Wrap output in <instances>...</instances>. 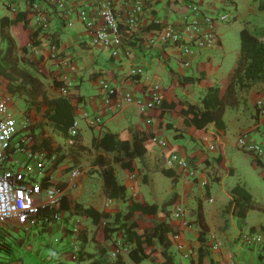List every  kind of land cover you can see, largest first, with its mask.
Returning a JSON list of instances; mask_svg holds the SVG:
<instances>
[{
    "label": "crops",
    "instance_id": "obj_1",
    "mask_svg": "<svg viewBox=\"0 0 264 264\" xmlns=\"http://www.w3.org/2000/svg\"><path fill=\"white\" fill-rule=\"evenodd\" d=\"M79 3L80 0H0V17L14 18L15 10L25 13L10 26L18 54H23L21 46L29 40L24 53L35 62L47 96L63 97L71 105L70 114L77 122L83 145L72 152L63 134L46 121L43 113L46 105H33L28 115L20 110L24 121L19 126L30 122L28 116H32V110L40 113L33 120L38 122L31 124L36 135L30 149L56 150L63 154L57 163L47 164L44 175L38 178L42 182L44 176L59 180L62 188L53 184L45 186L68 196L54 209V201L43 187L35 196L40 204V221L28 226L13 220L1 232L0 264H25L12 260L14 242L25 250L34 248L36 254L50 245L56 246L53 250L58 252V264H73L77 253L83 258L81 264L89 262L92 258L87 254L97 256L100 247L105 250L102 264H127L130 245L124 242L122 231H112L109 237L97 243L92 240L97 226L106 222L113 224L115 214L126 212L132 202L160 206L172 191L178 194V201L167 207V215L161 213L159 207L156 214L136 211L130 219L136 222L133 230L138 234L151 230L162 220L173 225L167 233V253L171 259L166 261L162 245L155 240L152 246L155 251L144 259L149 264H264V241L248 245L242 240V235L248 232L261 233L264 237V186L258 184L254 192L247 180L236 179L246 156L263 178L264 170L250 153L245 151V156L235 142L236 137L244 133L264 148V79L237 88L235 102L224 110L223 128L213 122L200 127L194 125L193 111L188 107V104L198 103L210 86L218 84L221 89L228 86L240 56V30L244 26L264 27V9H259L257 0H233L235 21L227 24L216 21L217 41L191 56H183L178 44L161 42L159 36L189 21L199 23V30L204 32L207 28L203 17L225 11L224 0H112L118 23L123 27L118 54L113 56L108 49L92 44L90 32L77 14ZM135 3L142 6V13L134 32H127L126 20ZM39 14L46 15L48 20L45 31L36 26ZM90 15L99 26L93 9ZM135 36L139 38L135 40ZM260 39L264 42V35ZM51 45L56 47L55 60L50 57ZM3 46L0 39V49ZM58 60L66 64H58ZM131 68L135 72L130 74ZM100 79H106L117 89L107 103L103 100ZM152 83L160 86L162 105L141 113L134 100L146 99L147 87ZM65 86L67 94L61 92ZM124 92H130L133 101H123ZM4 94L11 95L12 110L13 97L17 94L0 87V95ZM78 118L82 121L80 127ZM106 132L127 140L128 149L136 142L143 144L146 150L130 161L124 158L128 169L124 168L119 160L125 157L123 150H105L92 143ZM152 136L163 139L165 145L151 142ZM57 146L59 149L54 148ZM171 152L187 160L194 175L171 165L167 160ZM8 164L25 172L35 171L34 160L28 161L17 151L12 153ZM108 166L113 167L117 182L125 188L124 199L112 196L104 188L102 174ZM75 169L79 170L77 175L72 174ZM165 169L170 170L171 175L166 174ZM234 186L249 193L257 205L247 209L243 218L236 214L243 201V191L239 195L233 193ZM74 202L93 212L74 211ZM175 206L184 209L182 218L171 215ZM99 213L104 215L94 223L92 220ZM54 214H58V218H53ZM83 236L85 238H81Z\"/></svg>",
    "mask_w": 264,
    "mask_h": 264
},
{
    "label": "trees",
    "instance_id": "obj_2",
    "mask_svg": "<svg viewBox=\"0 0 264 264\" xmlns=\"http://www.w3.org/2000/svg\"><path fill=\"white\" fill-rule=\"evenodd\" d=\"M259 9H264V0H257ZM226 4H232L233 0H224ZM225 4V5H226ZM15 13L14 18H9L8 16L0 17V39L4 42V46L0 49V87L8 93L17 94L23 96V99L26 103L24 109V115H28L30 108L34 106H39L41 104L46 105L44 109V117L46 121H49L53 124L54 128L59 130L65 138L68 136V128L73 124V118L70 114L71 105L69 102L63 98H49L45 92L44 83L37 75L38 68L35 62L26 55V45L29 40H25L24 45L21 46L23 54H18V46L16 44L15 37L10 30V26L16 24L17 21L22 19L24 12L19 10L13 11ZM235 19V14L234 18ZM230 23L232 21H226ZM127 26V25H126ZM120 28H123L119 25ZM125 28V27H124ZM41 31L45 29L38 28ZM134 28L127 26L125 31H132ZM134 32V31H132ZM264 35V27H254L250 29L248 26L241 28L240 36V56L237 61V65L232 73L230 82L227 87L221 89L218 84L210 86L206 92L200 97L198 103L188 104L190 110H192L191 121L194 125L200 127L206 122H213L217 127L223 128L224 122L222 116L225 108L228 105H231L236 100V91L239 87H245L251 85L254 82L264 79V42L261 41L260 37ZM139 37L135 36V40ZM28 41V42H27ZM190 79V78H183ZM162 105V104H161ZM189 122V121H188ZM34 137L36 132L32 125H28L27 128L18 129L17 133L22 135V132ZM20 132V133H19ZM80 134L78 132L76 136V142L71 146L73 152L83 148V145L80 143ZM144 139V138H143ZM145 140V139H144ZM143 140V141H144ZM92 143L94 146H100L105 150H123L125 157L120 158L124 168L128 169V164H125L124 158L127 161L132 160L136 154L143 153L146 150V147L143 144L134 143L132 149H128L129 145L127 140H121L118 138L117 134L106 132L98 141L93 140ZM46 146L51 149V146L44 141ZM33 147V146H32ZM59 149V147H54ZM49 150L47 153H51ZM60 155V156H59ZM55 159L57 163L60 158L63 157V154H59ZM118 159V158H116ZM254 159V158H253ZM254 161L260 165L257 159ZM166 174L171 175L170 170H163ZM103 180L104 188L112 196L120 197L124 199L126 197L125 188L123 185L119 184L114 175V170L112 166H108L103 171ZM44 182L41 181L42 188H46V184H53L57 188H62V184L59 180L52 179L44 176ZM243 191V194L240 192ZM233 193L241 194L243 196V201L236 209V214L240 218L245 216L247 209L251 207H257L251 200L249 193L244 191L241 187L234 186ZM68 194L63 193L60 200H58L53 208L58 209L62 203L64 197H67ZM178 201V194L172 191L166 199L159 206L157 204H147V203H137L132 202L129 205V208L126 212H117L113 219V224L105 223L103 226H97L92 240L97 243L110 236L112 231L121 230L123 233L124 242L130 245L128 251V256L135 263H139L142 260L148 258L155 249L152 247L154 241L157 240L158 243L162 245V252L165 255L166 261L171 259L170 254L167 253V247L169 245V239L167 238V233L172 230L173 225L166 220L159 221L152 226L151 230L145 229L142 234L136 233L133 230V227L136 226V222L131 220L132 215L138 211L140 213H158V208L160 207V212L167 215L169 213L167 207ZM238 201V200H236ZM74 211L80 213L91 214L93 210L89 207H84L83 205L74 202L73 204ZM103 213H99L96 218H93L94 223H98ZM201 222V219H199ZM100 230V234L97 235V231ZM175 232V230H174ZM100 236V237H99ZM85 238V236L81 237ZM104 249L99 248V253L97 256H93L88 253V257L92 258L89 262L84 264H102L103 259L102 255L104 254ZM83 260L82 256L77 253L76 260L73 264H81Z\"/></svg>",
    "mask_w": 264,
    "mask_h": 264
},
{
    "label": "built area",
    "instance_id": "obj_3",
    "mask_svg": "<svg viewBox=\"0 0 264 264\" xmlns=\"http://www.w3.org/2000/svg\"><path fill=\"white\" fill-rule=\"evenodd\" d=\"M91 9L95 11V16L100 21L99 26H96L94 19L90 15ZM193 9L195 10L196 7L193 6ZM141 13L142 6L139 3H135L131 14L126 20V25L135 28L137 19ZM77 14L88 28L92 44L100 45L108 49L111 55L116 56L122 42V37L117 16L113 10L112 0H80ZM228 17L225 11L220 12L217 16L205 15L203 17V24L207 29L204 32L199 30V23L189 21L184 22L179 29H175L174 27L169 28L159 36V39L161 42L178 44L181 55L191 56L202 47L214 44L217 41L214 28L215 22H226ZM47 23L46 15L39 14L36 19L37 28L45 29ZM50 57L54 60L57 58L55 45L50 46ZM58 64H66V62L59 61ZM134 72L135 70L132 68L129 71L130 74ZM99 86L102 88L103 100L106 103L116 95L117 89L113 85H110L106 79H100ZM61 92L67 94L66 86L61 88ZM146 95V99L140 98L134 100L141 113L146 112L148 109L159 107L162 103L163 98L159 84H150L147 87ZM122 99L123 101H133L134 98L130 92H124ZM10 102L11 95H0V234L5 225L13 220L19 224H27L28 226H34L40 221V204L35 201V196L40 194L43 188L38 177L44 175L46 165L55 158L54 153L36 152L30 149L33 137L26 134L25 131L22 132V135L17 133V122L14 113L10 109ZM25 127L26 125H24ZM77 134L78 126L74 120L73 124L68 128L66 143L68 145L74 144ZM150 140L162 146L165 145V141L156 136H152ZM235 142L239 148L250 153L254 159H257L264 170V148L260 144L250 140L244 133L239 134ZM15 151L23 153L28 161L33 159L35 171L25 172L22 169L10 166L8 162ZM167 160L171 165L178 166L182 171L194 175L188 161L179 154L171 152ZM78 173V169L72 171L73 175H77ZM44 191L54 201V204L63 195L61 190H56L49 186ZM171 215L175 218H182L184 209L181 206H175ZM53 218H58V214H54ZM242 240L248 245H253L262 243L264 237L261 233L248 232L242 235ZM179 247L181 245H178Z\"/></svg>",
    "mask_w": 264,
    "mask_h": 264
},
{
    "label": "rangeland",
    "instance_id": "obj_4",
    "mask_svg": "<svg viewBox=\"0 0 264 264\" xmlns=\"http://www.w3.org/2000/svg\"><path fill=\"white\" fill-rule=\"evenodd\" d=\"M224 10L229 16L226 21H233L234 22L235 19H233V18H234V14H235V7L232 4H226L224 6ZM222 23L227 24V22H222ZM238 40H239V36H238ZM238 46H239V43H238ZM229 47H232V45H229ZM233 47H234V45H233ZM22 98H23V96H20V95L13 97L14 106L12 107V110H13L14 116L16 118L18 129L24 128V125H26L25 128H27L28 125L37 123L38 121L36 119H35L36 121H33V120L37 116H40V113L38 112V110H32V112H33L32 116L31 117H30V115L28 116V120L31 122V119H32V122L31 123L27 122V124L25 123L24 125L19 126V124H21L24 121L22 116L19 115V112H20V110L21 111L24 110L26 107V103H25V101H23ZM23 117L27 118L26 116H23ZM77 121L79 123V127L82 126L81 119L78 118ZM239 149L242 150L241 148H239ZM242 151L244 154L245 151L244 150H242ZM51 153L55 154V158L50 162L52 164L59 154L56 152V150H52ZM239 171L240 172H238V174L236 175V179L247 180V182L250 184V186L252 187L254 192H255L254 187L258 186V184L264 186V178L260 175L259 169L255 168L253 166V164L250 162V160L247 156H246L245 162H242V164L240 165ZM256 194H257V192H256ZM13 247L15 250H14V253L11 256V258L14 262L21 261L22 263H25V264H58V259H57V256H58L57 253L58 252L53 250L54 248H56V246L50 245L48 248H44L43 252H38L37 254L34 251V248H33V250H25L17 242L13 243ZM0 255H3V254L0 253ZM127 264H136V263L132 262L128 258ZM141 264H149V263L146 260H144L141 262Z\"/></svg>",
    "mask_w": 264,
    "mask_h": 264
}]
</instances>
